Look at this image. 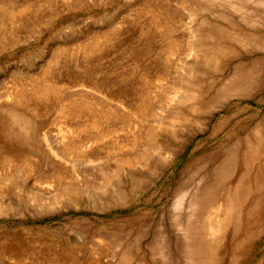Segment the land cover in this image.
Wrapping results in <instances>:
<instances>
[{
    "label": "rangeland",
    "instance_id": "1",
    "mask_svg": "<svg viewBox=\"0 0 264 264\" xmlns=\"http://www.w3.org/2000/svg\"><path fill=\"white\" fill-rule=\"evenodd\" d=\"M263 204L264 0H0V264H264Z\"/></svg>",
    "mask_w": 264,
    "mask_h": 264
},
{
    "label": "bare ground",
    "instance_id": "2",
    "mask_svg": "<svg viewBox=\"0 0 264 264\" xmlns=\"http://www.w3.org/2000/svg\"><path fill=\"white\" fill-rule=\"evenodd\" d=\"M245 141V140H244ZM248 144H249V142H248ZM247 144V145H248ZM245 145H246V143H245ZM245 148H247V147H245ZM244 149V148H243ZM250 149V148H249ZM250 160V157H248V155H247V153H245V154H243L242 156H241V158H240V166H241V169H242V172H243V174H241L240 175V178H239V180H238V183L239 184H243L242 183V181L244 180V176H245V174H246V172L248 171V169H249V161ZM252 164L253 163H251V166H252ZM256 205V204H255ZM260 213H261V217H262V220H261V223H264V204L261 206V208H260ZM256 223V221H252L251 222V224L250 225H254ZM248 231H252V232H254V230L251 228V227H249V229L247 230V232ZM245 243L246 242H241V243H239V244H236L235 246H234V250H235V256H234V259H235V261H239L240 262V260L242 261L244 258H242V256H243V254H241L240 252H239V250L241 249V250H243L244 248H245ZM250 246H252V245H250ZM250 249V248H249ZM239 252V253H238Z\"/></svg>",
    "mask_w": 264,
    "mask_h": 264
}]
</instances>
